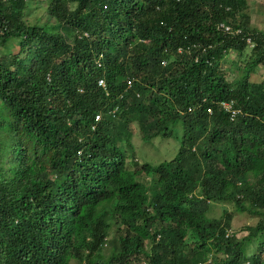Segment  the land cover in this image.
<instances>
[{
	"label": "trees",
	"instance_id": "obj_1",
	"mask_svg": "<svg viewBox=\"0 0 264 264\" xmlns=\"http://www.w3.org/2000/svg\"><path fill=\"white\" fill-rule=\"evenodd\" d=\"M42 2L52 27L27 21ZM251 22L248 0H0V47H20L0 51V264L102 260L107 238L119 264H264V30ZM134 124L145 142L182 124L178 155L141 166ZM238 214L256 220L240 238Z\"/></svg>",
	"mask_w": 264,
	"mask_h": 264
},
{
	"label": "rangeland",
	"instance_id": "obj_2",
	"mask_svg": "<svg viewBox=\"0 0 264 264\" xmlns=\"http://www.w3.org/2000/svg\"><path fill=\"white\" fill-rule=\"evenodd\" d=\"M249 2V13L252 18L251 26L256 30H264V0H248ZM55 9V8H54ZM60 9V8H59ZM34 10V11H31ZM29 9V14L27 15V21L30 25H47L52 27L57 19L49 15L45 7L41 4L40 6H34ZM61 17V16H60ZM62 18V17H61ZM39 19L41 23H35ZM35 23V24H34ZM9 50L11 53H17L19 48L18 45L9 44ZM234 54H231L227 61L222 65V69L227 73L229 80L236 79L240 77V73L233 68L232 60L234 59ZM241 66L245 65V62L242 61ZM263 71H260L258 75L252 77V81L260 82L262 80ZM137 127V124H134ZM135 137L133 139L134 152L137 157L138 163L151 164L157 166L163 162L171 161L175 158L181 148V137L183 136V128L181 124H177L173 129V135L170 137H161L151 142H145L142 140L138 127L135 132ZM127 160H130L127 159ZM134 168V167H133ZM141 179L146 185H150L152 178L148 177L145 172H141ZM228 210H232V206H227ZM222 210L220 206H215L213 210L209 211V216L212 217H221ZM256 220L250 218L247 214H238L232 223L233 233H237V237L246 236V232L242 230L245 225H255Z\"/></svg>",
	"mask_w": 264,
	"mask_h": 264
},
{
	"label": "clouds",
	"instance_id": "obj_3",
	"mask_svg": "<svg viewBox=\"0 0 264 264\" xmlns=\"http://www.w3.org/2000/svg\"><path fill=\"white\" fill-rule=\"evenodd\" d=\"M41 4L45 7L46 11L49 13L50 16H51V12L56 13L55 9L52 7H48V4L46 2H42ZM76 34L80 35L81 37H87V38L89 37V34L87 32H84V31H76ZM9 39L10 40L6 43V45L4 47H0V51H2V53L12 54L9 50V44L15 43L16 45H18V41L13 40V37H11ZM18 48H20V47L18 46ZM19 51H20V49L15 54H18ZM15 54H13V55H15ZM50 79L51 78L49 77V81H51ZM102 85H103V87H105V83H102ZM224 103H228V104L232 105V111L227 112V113H230V115H231L230 120L232 122H234L236 119H238L239 116H237V115L239 113H241V110L235 109L236 105L233 101L232 102H224ZM98 115H100V114H98ZM100 116L102 119V115H100ZM100 120H98V121H100ZM181 126H182V124H181ZM157 240H160V236H158ZM150 244H151V242H149L146 246V250H148L149 252H150ZM117 249H118L117 254L112 256V254ZM102 254L104 256V258L102 260L90 259V258H87L86 256H83V255H79V260H80L81 264H119V257L124 256L121 247H119L116 244H114L113 242H111L110 238L106 239L105 244L103 245V248H102ZM70 264H80V263L76 260H71ZM145 264H152V263L151 262L150 263L145 262Z\"/></svg>",
	"mask_w": 264,
	"mask_h": 264
},
{
	"label": "built area",
	"instance_id": "obj_4",
	"mask_svg": "<svg viewBox=\"0 0 264 264\" xmlns=\"http://www.w3.org/2000/svg\"><path fill=\"white\" fill-rule=\"evenodd\" d=\"M221 28H223V29L225 30V32H227V33L231 32L232 34L234 33L235 35L240 34V31H234L233 28H232L231 26L226 25V24H222V25H221ZM222 106L226 109L227 112L232 111V105H231V104L223 103ZM208 111H209V113H212L211 110H208ZM100 119H101V116L98 115V116L96 117V120L98 121V120H100Z\"/></svg>",
	"mask_w": 264,
	"mask_h": 264
}]
</instances>
